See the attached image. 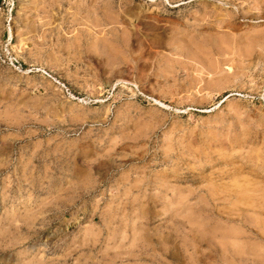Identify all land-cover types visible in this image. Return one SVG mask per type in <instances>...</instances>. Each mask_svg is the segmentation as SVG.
Here are the masks:
<instances>
[{
  "label": "rangeland",
  "instance_id": "374dc122",
  "mask_svg": "<svg viewBox=\"0 0 264 264\" xmlns=\"http://www.w3.org/2000/svg\"><path fill=\"white\" fill-rule=\"evenodd\" d=\"M0 264H264V0H0Z\"/></svg>",
  "mask_w": 264,
  "mask_h": 264
}]
</instances>
